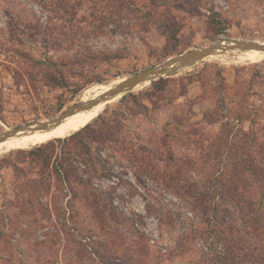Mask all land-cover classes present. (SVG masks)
<instances>
[{
	"label": "rangeland",
	"instance_id": "1",
	"mask_svg": "<svg viewBox=\"0 0 264 264\" xmlns=\"http://www.w3.org/2000/svg\"><path fill=\"white\" fill-rule=\"evenodd\" d=\"M78 1L68 0L69 6ZM81 1L77 15H72L49 5L56 0H0V136L12 128L53 118L78 100L94 97V90L106 91L110 87L103 88L105 85L113 86L177 55H167L165 37L141 18V11L136 13L135 4L116 13L114 21L110 19L114 1L105 3L106 7L99 3L97 8L92 0ZM157 1L177 13L182 24L178 48L185 51L223 40L264 42V0ZM137 2V6L142 5V0ZM93 13L104 18L95 19ZM215 13L227 26L220 35L210 23ZM102 22L103 28L98 29ZM102 52H124L125 57H87ZM248 53L232 51L212 56L165 76L178 78L204 70L201 75L207 89L204 91L201 82H193L186 98L164 99L148 115L129 114L124 119L119 135L130 141L138 156L154 159L153 173L114 151V141L85 139L91 153L99 156L94 163L86 151L56 142L46 169L31 154L19 151L43 143L0 154V264H213L215 254H224V244L209 246L210 240L201 234L205 226L201 215L161 179L178 172L205 191L206 171L197 149L180 143L186 140L189 129L185 126L176 133L175 161L156 157L164 153L157 137L167 121L183 115L182 105L191 99L195 100L192 121L199 122L206 132L213 134L220 125L202 123L204 114L224 103L226 112L240 107L246 116L243 122L233 121L236 130L253 129L264 144V57L253 61L247 58ZM56 70L64 75L57 76L60 84L53 83L55 76H50ZM150 86L146 84L132 93ZM121 99L107 103L99 114L108 115ZM62 156L70 157L80 182L63 184L56 179L53 162ZM5 157L8 160H2ZM36 188L47 191L40 199L41 207L17 201L28 199ZM105 205L116 212L110 213ZM64 206L74 209V221L68 225L84 229L82 241L87 247L80 258L74 253V236L65 231L64 220L55 211ZM219 215L226 213L223 210ZM232 219L240 225L238 212ZM94 241L101 244L91 249ZM255 242L251 239L252 244Z\"/></svg>",
	"mask_w": 264,
	"mask_h": 264
},
{
	"label": "trees",
	"instance_id": "2",
	"mask_svg": "<svg viewBox=\"0 0 264 264\" xmlns=\"http://www.w3.org/2000/svg\"><path fill=\"white\" fill-rule=\"evenodd\" d=\"M56 1L57 3L54 2L49 5H54L53 8L61 10L62 14L64 12L77 15L78 8L82 6L81 0L75 6H69L68 0ZM92 1L94 8H97L99 3H104V7H106L105 3H113L114 1V12L111 13V17L108 16L114 21H116V13L135 4L136 13L141 11L143 13L141 18L146 19V23H151L165 37L164 50L167 55L180 54L185 51V49L178 48V34L182 29V24L179 22L177 13L172 7L164 6L157 0H142V5L138 6L137 0ZM93 17L95 19L98 18L100 21L104 18V16H98L95 13H93ZM210 23L213 30L215 29V34L225 33L226 22L219 14L215 13L211 17ZM102 28L103 22L98 25V29ZM87 57L109 60L112 57L123 58L125 53L102 52L100 54H91ZM38 61L39 63L41 62L40 60ZM53 65L55 66V64ZM203 71L191 72L178 78L161 77L153 81L149 88L138 93L125 95L108 115L99 114L69 137L52 140L29 150L19 151L31 154L34 161L41 168L46 169L52 162V153L56 149V142H64L68 146L73 145L72 149L80 148L86 151L90 162L94 163L99 156L97 158L91 153L89 143L85 139L88 138L97 143L114 141L116 144L114 151L122 152L124 157L140 163L144 170L153 173L155 167L152 166L151 162L154 159L151 160L146 155L143 158L138 156L134 146H130V141L119 135L125 126L124 119L129 114L148 115L151 109L159 108L160 102L164 99L177 100L179 97L186 98L188 86L193 82H201L205 91L207 84L201 75ZM57 72L58 70L51 73L50 76H55L53 77V83L60 84V78L57 76L64 75ZM218 75L219 79L223 80L220 73ZM62 83L65 82L63 81ZM223 85L225 84H220V86ZM173 94L172 99L170 96ZM145 100L149 101L151 106ZM194 105L195 100H186L182 105L183 115L174 116L172 120L165 123L157 137L159 138V144L164 149V153L156 157L167 158L169 162L177 159L173 142L179 140L176 133H179L180 129L186 126L189 129V133L185 135L186 140L180 141V143L186 146L192 145L197 149L199 162L202 164L203 170L206 171L203 183L205 191H201V188L196 184L186 181L183 176L178 175V172L167 176L161 175L163 176L161 179L168 187H172L182 199L188 201L201 215V220L205 225L201 234L210 240L208 242L209 246L214 247L220 242L224 244V254H215L213 264H264V144L259 142V138L255 135L256 133H254L253 129L248 132H244L242 128L236 130L237 126L233 121L239 119L243 122L246 119L240 107L229 109L226 112V105L218 103L216 107L206 112L202 123L209 126L220 125V130L211 134L200 127L199 122L192 121L191 115L193 114ZM60 111L62 112L63 110L61 109ZM69 148L68 153L71 152V147ZM163 154L166 156H163ZM69 158L68 156H62L53 162L56 179L63 184L71 180L80 182L76 169L70 163ZM2 160H8V158L5 157ZM208 169L210 171L207 173ZM36 183L39 182L36 181ZM33 187H36V184H33ZM46 194L47 191L43 190V188H36L29 193L30 197L28 199L24 201L17 199V201L28 203L33 207H41L40 199L45 197ZM12 205L15 206L16 204ZM105 207L112 214L116 212L112 207L106 205ZM223 210L226 215L220 216L219 214ZM55 211L58 217L64 220L65 231L74 236L73 239L76 244L74 253L80 258L85 253L84 249L87 246L82 241L85 236L82 233L84 229H78L76 225H68V223L74 221V209L64 206L63 208L56 207ZM233 211L234 213H232ZM21 212L25 213L24 210H21ZM235 212H238L240 225L232 219ZM228 216L230 223L226 220ZM251 239H255L257 242L252 244ZM92 243L94 245H89L91 249L101 244L99 241ZM91 252L94 253L93 250Z\"/></svg>",
	"mask_w": 264,
	"mask_h": 264
},
{
	"label": "water",
	"instance_id": "3",
	"mask_svg": "<svg viewBox=\"0 0 264 264\" xmlns=\"http://www.w3.org/2000/svg\"><path fill=\"white\" fill-rule=\"evenodd\" d=\"M226 43V44H225ZM260 50L264 52V42L254 40H223L210 46L194 48L169 57L163 62L149 68H145L123 78L107 91L89 99H80L65 108L61 113L46 121H36L12 128L0 136V143L18 135V133L36 132L38 130H52L60 126L65 120L79 112L90 110L98 105L123 98L134 92L137 88L152 83L161 77L175 73L176 71L195 65L209 57L226 54L232 51Z\"/></svg>",
	"mask_w": 264,
	"mask_h": 264
},
{
	"label": "bare ground",
	"instance_id": "4",
	"mask_svg": "<svg viewBox=\"0 0 264 264\" xmlns=\"http://www.w3.org/2000/svg\"><path fill=\"white\" fill-rule=\"evenodd\" d=\"M248 52L247 58L249 60L259 61L264 57V52L260 50L253 49ZM109 87H111V85H105L103 88ZM103 92H95L94 90L95 96L102 94ZM84 99H89V96L84 97ZM104 106V104H101L90 110L79 112L67 118L65 122L52 130H38L36 132L18 133V135L0 143V154L20 147L38 145L56 138H66L79 131L86 124H88V122L94 119L104 109Z\"/></svg>",
	"mask_w": 264,
	"mask_h": 264
},
{
	"label": "built area",
	"instance_id": "5",
	"mask_svg": "<svg viewBox=\"0 0 264 264\" xmlns=\"http://www.w3.org/2000/svg\"><path fill=\"white\" fill-rule=\"evenodd\" d=\"M224 5H225V3H224ZM228 6L227 5H225V8H227Z\"/></svg>",
	"mask_w": 264,
	"mask_h": 264
}]
</instances>
